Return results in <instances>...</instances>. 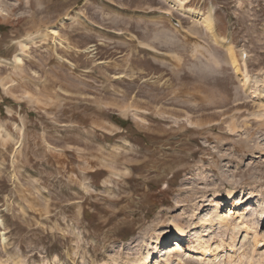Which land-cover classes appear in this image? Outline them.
I'll return each instance as SVG.
<instances>
[{
	"label": "rangeland",
	"instance_id": "obj_1",
	"mask_svg": "<svg viewBox=\"0 0 264 264\" xmlns=\"http://www.w3.org/2000/svg\"><path fill=\"white\" fill-rule=\"evenodd\" d=\"M263 213L264 0H0V264H264Z\"/></svg>",
	"mask_w": 264,
	"mask_h": 264
},
{
	"label": "bare ground",
	"instance_id": "obj_2",
	"mask_svg": "<svg viewBox=\"0 0 264 264\" xmlns=\"http://www.w3.org/2000/svg\"><path fill=\"white\" fill-rule=\"evenodd\" d=\"M189 10L192 12V13H194V14H197L198 16H203V14L200 12V11H198V10H196V9H192V8H189ZM203 23H204V25H205V27H206V29L210 32V33H213L212 35H214L215 34V27H214V24L212 23V21L210 20V17H208V16H203ZM54 30H56V29H54ZM53 30V33L55 32ZM56 33V32H55ZM224 39L222 38L221 40H219V41H222V42H224L223 41ZM221 43V42H220ZM20 45L22 46V47H25V45H26V43L25 42H23V41H21L20 42ZM230 58H231V60H232V62L233 63H235L236 62V57H235V55L232 53V52H230ZM15 60L18 62V63H20L21 62V57L20 56H18V55H16L15 56ZM233 192H235V190H227V193H225V194H222L220 197L221 198H223L224 197V199H229L230 197L228 196V195H231V193H233ZM225 195V196H224ZM227 196V197H226ZM242 202V201H241ZM240 203V201L239 202H237L236 204H239ZM244 203V202H243ZM219 206V204L218 203H216V205H215V207L217 208ZM221 206V205H220ZM218 209V208H217ZM229 211H231V210H229ZM219 212V211H218ZM218 212H216V214H215V216L218 218V219H221L220 221H219V225L220 224H222L223 223V225L225 226V225H228V224H226L225 223V219L223 218V214H219ZM227 213V212H226ZM263 215V219H264V213L262 214ZM235 219V218H234ZM227 220V219H226ZM210 225V224H209ZM238 225V224H237ZM237 225H235V226H237ZM235 226L233 227V229L235 228ZM171 227H172V229H174L175 231H177V233L179 232V233H181V236H185L186 235V229L185 228H182L181 226H179L178 224H176V223H172L171 224ZM210 227H212V225H210ZM249 228V227H248ZM173 230V231H174ZM247 232V231H246ZM181 238V237H180ZM198 238V237H197ZM162 239V237H160L159 238V240H161ZM176 239V238H175ZM179 239V238H178ZM165 240V239H164ZM167 240V239H166ZM180 240V239H179ZM182 241L183 240H185V239H183V237H182V239H181ZM163 241V240H162ZM175 241V240H174ZM177 241V240H176ZM175 241V244L177 245V246H179V242L177 243ZM161 242V241H160ZM167 242V241H166ZM197 242H198V244L200 245L201 244V246H203V247H205V245L204 244H202V242H203V240H202V238H198L197 239ZM165 245V244H164ZM176 245H174V246H176ZM157 246V245H156ZM161 246H163V245H161ZM171 246L172 245H168V246H165V247H162V249L160 250V252H162V250L164 249V251H163V254H162V256H161V259H163L165 256V254L166 253H168L169 251H171L172 249H171ZM194 247V246H193ZM200 247V246H199ZM199 247H197V248H199ZM160 248V247H159ZM173 248V250L175 249L174 247H172ZM171 249V250H170ZM203 249V248H202ZM194 250H195V248H194ZM204 251H206L207 249L206 248H204L203 249ZM201 251V250H200ZM172 252V251H171ZM203 252V251H202ZM171 254V253H170ZM170 254H168V255H170ZM149 255L150 254H148V257H149ZM159 255V254H158ZM167 255V254H166ZM233 255V254H232ZM141 257V256H140ZM170 257V256H169ZM146 258H147V256L145 255L144 257H142L141 258V260H142V262L145 264V260H146ZM158 258V257H157ZM160 258V257H159ZM160 259V260H161ZM149 261V260H148ZM166 261V260H165ZM108 264V263H107ZM115 264V263H114ZM122 264H129L128 262H123Z\"/></svg>",
	"mask_w": 264,
	"mask_h": 264
},
{
	"label": "trees",
	"instance_id": "obj_3",
	"mask_svg": "<svg viewBox=\"0 0 264 264\" xmlns=\"http://www.w3.org/2000/svg\"><path fill=\"white\" fill-rule=\"evenodd\" d=\"M120 121V120H119ZM122 123V121H120Z\"/></svg>",
	"mask_w": 264,
	"mask_h": 264
}]
</instances>
